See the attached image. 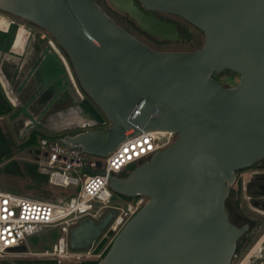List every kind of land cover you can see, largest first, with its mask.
<instances>
[{"label": "water", "instance_id": "1", "mask_svg": "<svg viewBox=\"0 0 264 264\" xmlns=\"http://www.w3.org/2000/svg\"><path fill=\"white\" fill-rule=\"evenodd\" d=\"M110 2L141 29L170 41L184 35L156 11L179 14L205 33V43L190 51L155 50L96 0H0V9L55 37L98 106L86 117L104 127L67 134L69 146L106 157L143 130L176 134L126 174H110L114 192L149 199L98 264H231L248 224L232 221L226 201L238 170L264 158V0ZM18 28L11 22L0 29V53L16 55ZM41 69L48 77L56 63L45 60ZM225 69L240 74L238 84L213 76ZM114 214L99 222L84 218L71 230V246L91 247Z\"/></svg>", "mask_w": 264, "mask_h": 264}, {"label": "built area", "instance_id": "2", "mask_svg": "<svg viewBox=\"0 0 264 264\" xmlns=\"http://www.w3.org/2000/svg\"><path fill=\"white\" fill-rule=\"evenodd\" d=\"M94 123L92 120H85L78 125L87 127ZM66 135L44 136L32 150L39 171L49 177L48 183L53 187L63 188L68 194L54 200L13 190H0V264L9 257L40 255L55 260L57 264H80L88 258H101L123 226L149 199L147 195H138L127 204H113L114 191L110 187V174H126L176 138L173 131L143 130L123 140L105 157L103 163L100 156L95 157L85 152L79 145L69 146ZM88 167L99 168L104 173L89 172L86 170ZM122 172L124 173L121 174ZM241 175L245 177L244 173ZM111 210L115 214L101 238L89 248L75 249L71 246V230L75 226L84 218L99 222ZM50 226H59L64 233L54 243L52 250L40 254L27 249L11 250L12 247L21 245H26L27 248L29 235ZM102 242L104 244L98 249Z\"/></svg>", "mask_w": 264, "mask_h": 264}, {"label": "flooded vegetation", "instance_id": "3", "mask_svg": "<svg viewBox=\"0 0 264 264\" xmlns=\"http://www.w3.org/2000/svg\"><path fill=\"white\" fill-rule=\"evenodd\" d=\"M0 13V16L8 18L10 23L16 22L19 25L18 31L21 26H24L26 30V32L21 30L26 35L22 51H15L16 55L8 54L9 57L0 53V73L9 79V85L17 95L18 102L11 114V120L15 123L19 138H29L33 133L38 136L43 133L57 135L67 131L74 133L73 128L78 127L80 121L87 120L89 109L91 107L98 109V106L86 91L80 89L67 53L47 29L5 10L0 9ZM156 14L176 23L182 33L180 24L173 17L181 15L164 11H156ZM57 59H60L66 66L64 71L59 69L61 67ZM45 60L48 63L49 61L56 63V71L48 70V77L41 69V64ZM94 124L96 126L93 128L104 127L97 123ZM253 166L257 168L248 172L246 177L241 175L244 170ZM238 177L245 182V185L240 187V195L250 193L248 197L252 199L253 204L264 209V158L250 167L238 170L236 183ZM236 192L237 190L233 188L226 205L234 223L239 226L248 224L247 231L239 239L243 240L253 232L258 220L243 211L239 198L237 200L231 198Z\"/></svg>", "mask_w": 264, "mask_h": 264}, {"label": "rangeland", "instance_id": "4", "mask_svg": "<svg viewBox=\"0 0 264 264\" xmlns=\"http://www.w3.org/2000/svg\"><path fill=\"white\" fill-rule=\"evenodd\" d=\"M96 1L120 25L125 27L127 30H129L131 33L136 35L138 38H140L155 50L190 51L202 47L205 43V33L182 16L173 17L180 24L181 31L184 34L185 39L176 41L158 39L144 32L127 14L116 10L109 0ZM0 21H2V23H0V29H7L10 24L9 19L0 16ZM22 27L24 28V26H21L20 28ZM21 30L22 29H19L22 34H17L15 43L13 45V50L18 52L23 50V38L24 36H26ZM5 56L9 57L8 54H6ZM217 75L218 79H220L227 86H234L240 80V75H237L236 73L228 70L218 72ZM75 77L77 79L79 87H81L80 89H82V91H85L80 85L76 75ZM0 89L5 94L10 104H12L14 110L18 102L17 95L14 92L15 90L9 85V79L4 77L3 74L1 75V73ZM13 110L9 114L0 115V125L5 130H7L8 133L11 134L14 142L16 143V150L13 157L5 160L2 164H0V190H13L41 198L54 200L68 194V191L64 190L63 188L53 187L48 182H38L35 179L31 178L28 174L22 176L5 172L4 165L10 160H17L21 165H24L25 163L36 164L37 171L40 172L38 163L35 161V154L32 150L33 147H21L22 143L25 141V138H19L18 134L16 133L15 123L11 120V114ZM95 126V124L89 125L87 127L78 126L76 128H73V131L77 132L82 129L84 130L85 128L91 129ZM68 132L70 131H67L66 133L62 132L57 135H65L68 134ZM91 155L97 157V155ZM100 159L103 163H105V157H100ZM255 168H257V166H253L248 170H244L243 173L245 174V177L248 175V172H252ZM123 173L124 172H122L121 174ZM244 183V180L242 181V179L238 177V182L231 188V191L234 188L235 190H237V192L231 198L234 200H237V198H239L243 211L253 219L258 220V223L255 225V229L253 230V232H251L247 238L240 241L241 243L239 251L236 252L231 264H264V209L253 204L252 199L248 197L250 193H243V195H240L241 193L239 190L240 187L242 188L245 185ZM229 197L230 196H228V198ZM131 200H134V198L114 192L113 204L115 205L127 204V202ZM62 235H64V233L61 231V228L59 226L46 227L44 230L31 234L27 237V250L32 251L35 254L43 253L46 250H52L54 243H56L58 238ZM24 260L33 262L37 261L42 262L41 264H48V262L46 261L53 259L42 255L23 258L9 257L6 261H3L2 264H25L23 262Z\"/></svg>", "mask_w": 264, "mask_h": 264}, {"label": "trees", "instance_id": "5", "mask_svg": "<svg viewBox=\"0 0 264 264\" xmlns=\"http://www.w3.org/2000/svg\"><path fill=\"white\" fill-rule=\"evenodd\" d=\"M18 34H21V33L18 31ZM23 41H25V37L23 38ZM225 70H228V71L236 73L237 75H240L238 72H235L233 70H230V69H225ZM217 74L218 72H214L213 76L218 78ZM12 110H13L12 104H10L5 94L0 89V115L9 114ZM44 136H51V135L47 133H43L38 136L35 133H33L31 137L25 139L21 147H27V146L34 147L37 143L40 142V139ZM51 137H55V136H51ZM15 150H16V143L14 142L11 134L8 133V131L5 130L0 125V164H2L5 160L12 158L13 155L15 154ZM4 170L7 173H11L15 175L25 176L26 174H28L31 178L35 179L38 182H48V179H49L47 174L38 172L37 165L32 164V163H25L24 165H21L20 162H18L17 160H10L4 165ZM240 241L241 240L238 241V247H237L236 252L239 251V247L241 243ZM103 244L104 242L101 243L98 249H100ZM99 259L100 258H88V259L81 261L80 264H98ZM23 262L25 264H41L42 263V262H37V261L33 262V261H25V260ZM46 262H48V264H57V262L54 260H48Z\"/></svg>", "mask_w": 264, "mask_h": 264}, {"label": "bare ground", "instance_id": "6", "mask_svg": "<svg viewBox=\"0 0 264 264\" xmlns=\"http://www.w3.org/2000/svg\"><path fill=\"white\" fill-rule=\"evenodd\" d=\"M20 29H22L23 31H25L26 32V30L22 27V28H20ZM66 62V61H65ZM88 102V101H87ZM79 122V121H78ZM169 131V130H168Z\"/></svg>", "mask_w": 264, "mask_h": 264}, {"label": "crops", "instance_id": "7", "mask_svg": "<svg viewBox=\"0 0 264 264\" xmlns=\"http://www.w3.org/2000/svg\"><path fill=\"white\" fill-rule=\"evenodd\" d=\"M20 32V31H19ZM26 41V40H25ZM25 41H23V49H24V46H25Z\"/></svg>", "mask_w": 264, "mask_h": 264}]
</instances>
